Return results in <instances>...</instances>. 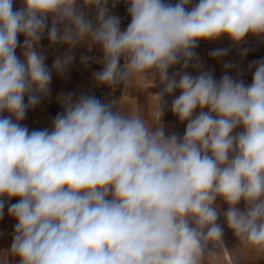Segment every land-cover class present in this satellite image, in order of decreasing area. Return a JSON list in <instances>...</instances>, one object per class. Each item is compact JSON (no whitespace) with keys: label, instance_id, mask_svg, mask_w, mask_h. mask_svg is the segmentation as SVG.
Wrapping results in <instances>:
<instances>
[{"label":"clouds","instance_id":"clouds-1","mask_svg":"<svg viewBox=\"0 0 264 264\" xmlns=\"http://www.w3.org/2000/svg\"><path fill=\"white\" fill-rule=\"evenodd\" d=\"M120 2L0 0V220L6 205L15 220L0 264H213L225 249L220 217L264 256V59L249 64L246 84L227 74L230 62L217 80L196 53L201 41L264 38V0H123L126 28ZM45 37L68 49L51 68ZM81 44L103 54L98 85L151 81L154 106L145 114L66 93L51 127L30 131L22 121ZM177 92L182 136L163 121Z\"/></svg>","mask_w":264,"mask_h":264},{"label":"crops","instance_id":"crops-1","mask_svg":"<svg viewBox=\"0 0 264 264\" xmlns=\"http://www.w3.org/2000/svg\"><path fill=\"white\" fill-rule=\"evenodd\" d=\"M195 2L196 0H194V3ZM21 6V0H14V9H18ZM114 14H116L115 11ZM121 27H123L122 23ZM20 41L21 43L23 42V37H20ZM217 48L229 49L228 54L222 59L211 57L210 53ZM245 49H247V55L241 56V52ZM67 50L66 45L57 44L49 46V41L46 37L40 42V51L45 55V62L49 68L52 67L54 60L59 56H63ZM196 53L203 66L202 70L212 72L217 80L225 74L224 64L230 62L235 65V67L229 70L227 74L236 77L237 74L240 73L244 82L250 84L252 82L254 69L249 71V64L253 61L264 59V38L249 36L244 42L236 46H234L227 37H222L215 42L201 41L196 49ZM72 54L74 59L69 65L66 74L58 75L56 72H52L50 95L42 99L35 109L30 110L25 120L22 121V124L27 126L29 130L33 122H39L46 128L51 127V121L55 118L57 113L62 111L60 99L64 94L74 93L76 96H79L81 93L93 94L90 87L96 84L93 73L102 66L97 63L103 55L101 50L97 46H93L91 50H89L86 45L81 44L72 50ZM17 55H21L19 48L17 49ZM81 57L89 58L86 64L81 62ZM187 71L193 75L197 74L196 70L191 66ZM151 86V81H135L124 88L123 95L117 103L125 109L131 111L140 109L144 111L145 114H148L154 106V97L152 93L160 91L159 87ZM176 95H179V92L174 93L173 96L165 97L166 109L163 121L166 126V132H175L182 136L186 124L179 123L170 110L172 99ZM26 101L27 98H25V102ZM101 101L104 102V100ZM15 202V199L10 201V203ZM221 207L223 210L227 208L226 205H221ZM240 207L243 208V203H241ZM218 223H220L224 230L223 242L225 249L216 257L213 264H264V256H259L255 251L240 245L233 232L228 229L223 217H220ZM14 224L15 220L7 214L6 205L5 216L3 220H0V252H6L10 248L13 239ZM9 260L11 264L13 258L9 257Z\"/></svg>","mask_w":264,"mask_h":264},{"label":"built area","instance_id":"built-area-1","mask_svg":"<svg viewBox=\"0 0 264 264\" xmlns=\"http://www.w3.org/2000/svg\"><path fill=\"white\" fill-rule=\"evenodd\" d=\"M173 3L176 2V0H172ZM111 8V4L109 5ZM113 11L116 12V14L121 18V23L123 24L122 28H126L127 25L130 23V17L127 15V8L125 4L123 3V0L113 9ZM123 63V61H121ZM102 66L97 71H100ZM93 94L99 98L100 100L108 101V102H118L122 95H123V86H117L115 88H110L108 86L98 85L97 83L90 87ZM46 128L43 124L39 122H33L30 126V131L33 129H44Z\"/></svg>","mask_w":264,"mask_h":264}]
</instances>
